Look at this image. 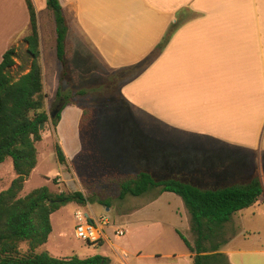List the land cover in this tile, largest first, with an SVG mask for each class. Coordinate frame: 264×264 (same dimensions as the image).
Segmentation results:
<instances>
[{
  "label": "crops",
  "instance_id": "obj_1",
  "mask_svg": "<svg viewBox=\"0 0 264 264\" xmlns=\"http://www.w3.org/2000/svg\"><path fill=\"white\" fill-rule=\"evenodd\" d=\"M31 1L39 34L57 33L55 16L48 9L47 0ZM59 2L68 25L67 51L74 49L77 54V46H86L90 61L108 70L131 72L123 75L127 79L124 93L128 99L149 113L148 116L166 119L173 125V177L158 178L156 173L161 169L153 162L138 161L141 167L138 173L145 171L157 180L175 179L203 190H218L225 179L221 169L225 165L220 161L218 164L204 161L203 157L192 160L187 152L204 155L230 146L249 162L252 156H257L255 151L264 153V0ZM189 13L192 17L186 18ZM179 22V28L170 33L163 50L145 64L171 27ZM30 33L26 0H0V63L5 52ZM54 49L50 43L48 56ZM44 81L43 76L48 102ZM169 101L173 106L165 104ZM68 108L76 110L73 117L80 120L81 109ZM68 108L63 110L62 119ZM166 134L168 131L154 132L145 140L162 143V135ZM193 134L199 137L186 136ZM79 139L77 152L81 150ZM233 171L230 181H240L233 177L238 176ZM255 171L252 168L241 171L238 183H248L255 178ZM261 185L264 189L262 182ZM261 198L234 214L223 228L232 222L252 224L257 217L258 222L264 223V193ZM249 229L244 225L240 229L242 233L230 237L227 243H214L219 250L209 254L225 256L217 264H264V243L257 239L255 232H247L255 228ZM138 257L156 259L160 264H179L181 259L194 264L195 254L187 248L184 254L173 256V262L168 260L169 255Z\"/></svg>",
  "mask_w": 264,
  "mask_h": 264
},
{
  "label": "rangeland",
  "instance_id": "obj_2",
  "mask_svg": "<svg viewBox=\"0 0 264 264\" xmlns=\"http://www.w3.org/2000/svg\"><path fill=\"white\" fill-rule=\"evenodd\" d=\"M190 17L191 13L186 16ZM175 26L173 33L179 28L177 26H180V22ZM40 38V64L42 70L44 68L42 74L50 99L47 102L49 120L41 130L42 140L36 144V168L27 179L21 197L35 189L47 187L52 193L81 192L87 202L85 205L70 202L55 212L51 216L53 231L48 242L38 247L36 253H47L57 259H85L102 255L110 259V264H160L156 259L147 260L138 256L169 255L171 259L168 260L173 262V256L187 252L188 247L181 236L192 246H195L197 240L192 215L183 198L173 193H162L158 188L140 197H120L121 182L136 176L141 170L137 165L138 161L153 162L156 168L161 169L156 173L158 178L173 177V125L166 119L148 116L149 113L128 99L124 93L127 79L123 76L128 73L127 70L112 71L90 61L86 46L81 45L76 47L77 54L74 49L69 48L67 51L66 48L68 64L64 69L57 54V33H40ZM25 39L19 38L13 44L16 57L11 74L15 79L28 73L32 67L33 59L28 54ZM50 43L55 49L48 56ZM60 88L62 98L57 97ZM65 103L66 108H80L81 118L75 119L73 116L76 110L68 108L63 119V112L61 114L62 122L60 120L61 123L54 127L52 114L58 106L62 108ZM165 104L173 106L171 101ZM160 131L169 133L162 135V143L145 140L152 133ZM186 136L199 137L194 134ZM79 137L81 150L77 152ZM58 147L65 155L66 161L63 163L58 158ZM235 152L237 151L228 146L204 155L192 151L187 152V155L192 160L203 157L204 161L216 164L220 161V164L225 165L221 167L225 175V179L218 185L221 188L239 184L241 171L251 168L256 170L255 178L264 184V153L255 151L256 160L252 156L253 160L249 162ZM233 170L238 173V176L233 177L240 180L235 183L230 181ZM16 176L13 161L7 158L0 165V192L9 188ZM78 211L97 219L105 216L109 220L110 226L105 230L108 238L102 245L99 243L92 247L87 242L76 239L75 214ZM258 219L259 217L254 218L255 222L252 224L232 222L225 228L222 227L218 236L213 238L212 243H206V247L211 249L214 243H227V239L242 233L240 229L244 225L250 227L249 230L255 228V231L247 232H255L257 239L264 243V223L258 222ZM119 228L126 233L118 238L115 230ZM179 264L187 262L181 259Z\"/></svg>",
  "mask_w": 264,
  "mask_h": 264
},
{
  "label": "trees",
  "instance_id": "obj_3",
  "mask_svg": "<svg viewBox=\"0 0 264 264\" xmlns=\"http://www.w3.org/2000/svg\"><path fill=\"white\" fill-rule=\"evenodd\" d=\"M26 3L30 13L31 33L25 40L28 54L33 59L31 70L18 79L12 76L11 68L15 65L16 57L14 46L5 52L0 63V165L11 158L17 175L9 188L0 192V264H110V259L102 255L85 259H57L47 253H36L38 247L48 242L53 231L51 216L67 203L85 205L87 199L78 191L52 193L47 187L35 189L21 197L24 185L37 165L36 144L42 140L40 126L49 120L47 94L44 91L40 65L37 14L32 1L26 0ZM47 6L55 16L58 59L66 69L68 25L59 0H47ZM174 27L175 25L171 27L169 34L145 64L163 50ZM61 92L60 88L58 98H62ZM66 106L65 103L52 119L54 127L58 126ZM58 158L62 163L66 161L59 147ZM155 188L162 193L182 197L189 209L197 236L195 246L181 237L190 253L195 254L194 264H217L225 259L222 254L210 255L209 252H217L219 247L212 246L211 251H208L206 243H212L219 230L234 214L256 204L264 193L258 178H253L246 184L203 190L175 179L157 180L152 174L142 171L121 182L120 197H140ZM99 243L101 245L102 241Z\"/></svg>",
  "mask_w": 264,
  "mask_h": 264
},
{
  "label": "built area",
  "instance_id": "obj_4",
  "mask_svg": "<svg viewBox=\"0 0 264 264\" xmlns=\"http://www.w3.org/2000/svg\"><path fill=\"white\" fill-rule=\"evenodd\" d=\"M76 227L74 234L76 239L87 242L88 245H97L100 241L107 239L106 227L110 226L109 220L105 216L97 219L95 216L78 211L75 214ZM126 231L122 228L115 230V235L119 238L124 236Z\"/></svg>",
  "mask_w": 264,
  "mask_h": 264
},
{
  "label": "water",
  "instance_id": "obj_5",
  "mask_svg": "<svg viewBox=\"0 0 264 264\" xmlns=\"http://www.w3.org/2000/svg\"><path fill=\"white\" fill-rule=\"evenodd\" d=\"M61 110V106H58L57 109L53 112L52 114V118H55V116L59 113V111ZM45 123H42L41 126H40V130L43 129Z\"/></svg>",
  "mask_w": 264,
  "mask_h": 264
}]
</instances>
